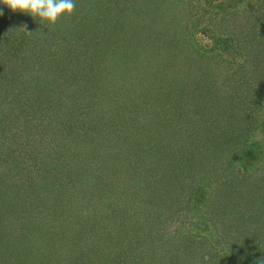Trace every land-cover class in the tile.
Segmentation results:
<instances>
[{"label": "trees", "instance_id": "obj_1", "mask_svg": "<svg viewBox=\"0 0 264 264\" xmlns=\"http://www.w3.org/2000/svg\"><path fill=\"white\" fill-rule=\"evenodd\" d=\"M74 2L53 27L0 4V264H264V0ZM74 195L96 203L87 231L65 218ZM152 203L201 241L137 258ZM110 214L123 231L87 239Z\"/></svg>", "mask_w": 264, "mask_h": 264}, {"label": "rangeland", "instance_id": "obj_2", "mask_svg": "<svg viewBox=\"0 0 264 264\" xmlns=\"http://www.w3.org/2000/svg\"><path fill=\"white\" fill-rule=\"evenodd\" d=\"M0 11L3 12V10H0ZM4 14H5V12L2 14V17H4ZM19 17H21V15L20 16H18V15L16 16V18H19ZM1 20H4V19L3 18H0V33L3 31V28H2V26H3L2 24L3 23L1 22ZM20 20H22V17L20 18ZM199 39L202 42H204V43L211 44L210 40L207 37H204V36L202 37L201 36V37H199ZM12 65L13 64L8 63L7 61H4V67L2 68V71L10 68ZM39 74H40V76L45 77V72L39 73ZM29 84H30V82H28V85L25 86V85L21 84L20 82H18V83L16 82L13 85V86H15L14 87V90L18 92L20 89L27 88L29 86ZM62 89L65 90V91H68V92L61 93V91H57V94H59V96L62 95L64 97V95H66V97H68L69 94H70L69 90H71V89L69 87L66 88L65 86ZM0 91H1L0 93H3L4 92L3 95H7V92L2 91V90H0ZM5 97H7V96L0 97V98L1 99L2 98L5 99ZM162 107H163V105L161 106V110L163 109ZM0 108L3 111V109H4L3 108V101H1ZM92 108L95 109L96 107L95 106H92ZM96 110H97V108H96ZM93 111H95V110H93ZM164 111H166V109H164ZM177 114H180V112L177 113ZM89 118H92V117H88L87 120H89ZM49 127L46 128L47 129L46 130L47 133L49 131L48 130ZM161 129H162V131H163V133L165 135H167V136L170 135V129L169 128L167 129V125L165 123L162 125ZM173 133H175V132H173ZM9 134H10V136L12 135L11 134V131L10 132H4V134L1 135V136H6V135L9 136ZM259 136H260V133H259ZM10 139H11V141H13L12 138H10ZM47 139H48L47 137L46 138L43 137V138L40 139L41 142H43V146L47 145ZM256 140H257V137L256 136L253 137V141L256 142ZM41 142H37V150L42 153V151H41L42 150ZM0 143H2V140L1 139H0ZM194 149H199V146L198 145L195 146ZM194 151H192V152H194ZM128 156L129 155H127V158H129ZM196 157H197V155H196ZM45 159H46V157L43 154L37 156L36 157V160H35L34 155H33L32 162L30 161V167H29V169L32 170V172H36V169L37 168H42L46 164V160L47 159L46 160ZM197 160H198L197 158L192 159V163H197L198 162ZM121 165H123V164H121ZM122 167L124 168V165ZM160 169L161 170H159L158 173L155 172V171H152V173H155L157 175V177L161 176V174L163 175V174L166 173L164 167L163 168H160ZM118 172L115 174V172L113 170V173H111V177H109L110 180H111V178L114 179L115 177H117L116 179L111 180L113 183H116L117 180H118V178H120L121 172H123L122 168H119V171ZM146 172H149V171L146 170ZM177 172H178L177 174H179V176L182 177L181 174H183L184 172L181 171V170H179V169H177ZM137 173H141V172L138 171ZM88 176H89L88 177V180L89 181H85V184L89 182L88 186H86L84 184L82 186V189H81V190H83V192H86V193L87 192H90L92 190L94 182H99L98 180H100V178L97 177L95 175V173H91ZM148 176H149L148 179L151 180V183H150L149 187H150V189L152 191H154V189L156 187H159V189L160 188H166V187H168V185L170 183V181H168L167 179H165L162 184H158L157 179H155L153 181L154 178L153 177H150L151 176V172H150V174ZM99 184H100V182H99ZM174 184H176V183H174ZM74 197H76V195H74L72 197H69L72 200V205L73 206L72 205L69 206V204H68V208H70V211L69 212L71 214H73L74 216H70L69 215V212H68V215L69 216L65 214L67 216V217L65 216V218L67 220L70 218L69 220H70L71 223L73 222L72 221V218H76V220H75L76 222L75 223H72L73 226H75L76 229L84 228L83 230L85 231L86 230V226H84V224L87 223V221H86V219L88 217L87 215H88L89 211L91 210V208L93 207V205H95L96 203H94V201H93V205L91 204V205L88 206V205H86L85 202H82V200H79L77 202H74L73 201ZM157 207L158 206L155 203H152L151 205H149L147 207L149 209L148 212L146 213L147 214L146 215L147 217L145 216V218H148L149 217V220L147 219V222H148L147 226H145L143 224H139L141 220L140 221L139 220H136V219L133 220V222H135V226L136 227L139 226L140 231L142 233L141 240H138V242L135 243L137 258L144 257L145 254H149V252H151L152 254H156L157 253V254L160 255V253L162 251L168 249V247L171 250L177 249V233H182L180 235L189 238L188 239L189 241H192V240H195L197 242L198 241H201L202 235L199 234V233H197V232H195L193 230V227H192L193 224L198 223V220H197L196 217H194V219H192V220H189V219L185 220L184 219L185 217L182 214L174 215L170 211L161 210V211H164V213H162L161 216H162L163 219H165V221H163L160 217H158L159 219L156 218V220H155V217L156 216L155 217H152V216H153V214H154V212H155V210H156ZM111 215L112 214H110V216L107 215V217H104L101 220V222H100V225L102 226L101 229L97 227L94 230H92L91 231V234L92 235L91 236H88L87 239H89V237H90V239L93 240V242L96 243L98 241V238H97L98 235H105L106 236L107 233H111V235H116V233L122 232L123 231V228L126 227V226H123L122 225V226L118 227L117 225L120 222L114 221L113 219L111 220ZM171 216H173V217L171 218ZM107 218H108V221H107ZM112 218H113V216H112ZM174 219H177V222H175ZM105 222H108V223L107 224H104ZM80 231H78L79 234H80ZM98 231H100V232L103 231V233H98ZM190 231H192V232H190ZM163 232L167 235V237H165V236L164 237H161L160 236V234L163 233ZM126 238L130 239V233H129V235ZM164 241H165V243H164ZM145 244H147L146 247L143 246ZM147 247H151V249H146ZM171 250H169V252ZM140 251H144V254L143 253H140ZM128 256H129V254H126V257H128ZM130 256H131V258H133V255H130ZM152 259H154V258L151 257L150 260L148 258H144V259L142 258V260L139 261V264H157V262L151 261ZM134 260H137V259H134ZM129 261H131V260H129V259L126 258V263L125 264H127ZM165 263L167 264V262H165Z\"/></svg>", "mask_w": 264, "mask_h": 264}, {"label": "clouds", "instance_id": "obj_3", "mask_svg": "<svg viewBox=\"0 0 264 264\" xmlns=\"http://www.w3.org/2000/svg\"><path fill=\"white\" fill-rule=\"evenodd\" d=\"M0 4L12 12L38 18L40 23L46 22L49 27L55 26L62 17H71L76 7L74 0H0Z\"/></svg>", "mask_w": 264, "mask_h": 264}]
</instances>
